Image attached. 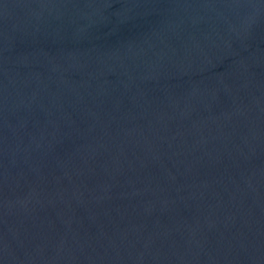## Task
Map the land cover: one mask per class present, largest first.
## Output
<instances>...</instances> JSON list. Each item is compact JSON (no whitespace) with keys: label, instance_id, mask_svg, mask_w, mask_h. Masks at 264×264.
<instances>
[{"label":"water","instance_id":"1","mask_svg":"<svg viewBox=\"0 0 264 264\" xmlns=\"http://www.w3.org/2000/svg\"><path fill=\"white\" fill-rule=\"evenodd\" d=\"M0 264H264V0H0Z\"/></svg>","mask_w":264,"mask_h":264}]
</instances>
